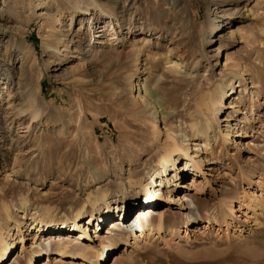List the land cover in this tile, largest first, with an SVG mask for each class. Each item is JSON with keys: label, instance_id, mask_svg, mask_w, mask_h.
I'll return each instance as SVG.
<instances>
[{"label": "rangeland", "instance_id": "obj_1", "mask_svg": "<svg viewBox=\"0 0 264 264\" xmlns=\"http://www.w3.org/2000/svg\"><path fill=\"white\" fill-rule=\"evenodd\" d=\"M72 1L0 0V81L6 69L23 76L14 106L0 82V222L15 246L7 264H264V0H119L107 4L109 19L81 15ZM54 5L67 18L48 34L64 36L58 53L43 48V25L31 22ZM104 28L114 29L116 46L89 51ZM145 82L155 98L138 112ZM221 85L215 112L206 97ZM34 90L41 117L27 131L30 113L17 112ZM195 119L203 128L211 122L207 137L193 136ZM174 142L198 170L182 171V155L175 169L157 166ZM104 171L107 205L77 220L65 212L19 258L32 243L21 198L29 216L39 204L67 207L77 191V208L89 179ZM129 175L142 181L125 191L117 182L126 186Z\"/></svg>", "mask_w": 264, "mask_h": 264}, {"label": "bare ground", "instance_id": "obj_2", "mask_svg": "<svg viewBox=\"0 0 264 264\" xmlns=\"http://www.w3.org/2000/svg\"><path fill=\"white\" fill-rule=\"evenodd\" d=\"M81 3L82 2L80 0L72 1L70 3L71 9L75 10L76 12H82L81 15H87V16H91L92 12L96 11V12H99L102 15V17L109 19V18H112L113 14H112L110 8L107 6V4L108 3H115V5H118V3H120V1L119 0H86V3L84 6L81 5ZM1 16H3V15L0 14V17ZM68 17H69V20L73 19L72 15H70ZM89 19L91 20V18H88V20ZM65 20H67V18L59 13L56 6L50 7L47 10H40V11L34 12V14L31 17V22H35L37 24L43 25L41 28L44 31V33L47 34V35H44V37L42 36V40L45 42L44 46H43V48L45 50H51V51L53 50L54 52L58 53L59 49L57 48V46L59 44L66 42V41H64V36L55 37L52 34L48 35L49 33H54L56 31L59 32L60 28H63ZM104 27L106 28L108 26H104ZM219 27H220V25H218L216 19L210 20V28H211L212 32L218 31ZM105 28L99 35L94 33V38H92V40L90 42V46H89L90 48L91 47L92 48L89 49V51L92 50V52L98 53L97 52L98 47H96V45H101L100 47L103 49L116 46L115 43L118 41V37H116L117 35L115 34V32L110 33L114 29L109 31ZM57 29H59V30H57ZM90 29H92V28H90ZM80 30L82 31L83 27H81ZM142 41L143 40H141L140 43ZM6 42L8 43L9 40H7ZM143 43H144V41H143ZM139 53H142V51L140 50ZM171 63L173 64L171 66L172 72L179 73L178 68L180 67V64L177 61H172ZM5 73L6 74L1 75L2 77H1L0 82L4 86V89L6 90L5 92H6L7 98H8L7 99L8 105L14 106V104H15L14 103L15 90H13V89H16L17 86H21L23 84V76L18 71L11 70V69H6ZM231 90H232V94L230 97L235 95V91H234L235 89L232 88ZM223 91H224V86L221 85V86H218V88L214 91L213 94H207V97L205 96L209 100V101L206 100L207 102H209L207 104L208 108H209V106H211L212 108L215 109L213 111L217 112V110L219 108L218 106L223 104L222 103ZM36 93H37V90L36 91L34 90L30 94H28L26 96V106L19 108V110L17 112V116H19V115L21 116V115H23V113L25 114L27 112L30 113V117H29L28 122H27L26 127H25V129H27V131L31 130V128L34 126V122L41 117L40 109L37 106H35V94ZM148 96H152V98L153 97L155 98L153 92L151 91V88L148 86V82H145V85L143 87V92H140V94L137 96V100H136V104H137L136 109L139 110L138 112H141L144 109H146L145 108V106H146L145 100H146V97H148ZM203 101H205V99H203ZM234 101H235V99L230 104L231 106L234 104ZM156 102L159 103L157 98H156ZM230 105H229V107H230ZM199 115H201V117H202L203 113H200ZM210 124H211L210 121H206L205 127L203 128V126L199 122V119H195L194 122L190 124V129L192 131L193 136L203 135V136L207 137V129L210 128V126H211ZM185 137L186 136H184V138ZM204 147H206V148L209 147V143H204ZM200 148L201 147H199V145H195V149H196L195 151L198 152L200 150ZM178 155L184 156V158H185L184 160H186L185 166L182 169V171L188 172V171H190L189 169H191V167L195 170L199 169V166H198L199 164L190 155L189 149H184V148L180 147L179 144H177L176 142H174V144L172 145L171 148H168L162 154L159 155L157 166L163 168L164 172L166 171L167 167H170V168L172 167L173 169H175L176 168L175 157L176 156L178 157ZM115 164H116L115 166L117 167L116 170L122 171L121 163L116 162ZM90 179L86 184V188H87L86 191L87 192L85 195V199L81 204H79L77 206V208H75V206L78 202L77 201V199H78L77 198V195H78L77 191L74 192V194L72 196L67 198V199L71 200V201H69V204H67L68 205L67 207L62 208L61 207L62 203L60 205V203L58 204L57 202L56 203L39 204L34 209H32L30 211L29 216L27 215V212H28L27 205H28L29 200L27 198H24V197L21 198L20 203L24 209L21 218L26 221V224L28 225V228L30 229L31 239H28V240L32 241V243L28 246L23 245V250H22V253L19 255V258H21L23 255H25V253L34 252V250L39 248V247H37V244L39 243L40 238L44 235L51 233V231L53 230V227H50L49 224L57 221L59 218L66 217L64 215L65 212H68V213L71 212L72 216H74L75 220H77V219H81L87 213V210L96 209L97 206L103 207V206L107 205L106 203H103V202H105L108 197L113 196L110 193L111 192L110 187L107 184V181L109 180L108 171L99 172L94 178L92 176ZM141 181L142 180L140 177H134V176L129 175L128 178L126 179V186H124V182L122 179H118L117 186L119 188H122L123 190L127 191V188L132 189L136 186H140ZM65 201L68 202V200H66V199H65ZM65 201H63V202L65 203ZM102 203H103V206H102ZM193 204L195 205L194 201H193ZM239 209H237V210L239 211ZM8 210H9V207L7 205H5L4 206V214H5L6 218H8ZM230 210L233 213V212H235L236 209L230 208ZM188 218H189L188 223H191V222L193 223L196 220V219H193V216H191V215H188ZM163 220H164V217L160 216V223H159L158 229L162 228ZM138 224L140 227V235L139 236L136 235V237H134L135 240H137V241H138V239H140L142 237V235L145 231L144 230L145 228L141 225L140 221L138 222ZM3 226H4L3 223L0 222V264H7L8 261H10L9 259H11L10 257H12L11 255L13 254L15 246L11 240H8V238H7L8 235H6V233H4ZM111 227L113 229V228H115V225H111ZM130 229H131V231H136V234H137L136 227H134V228L130 227ZM112 231H114V230H112ZM112 231H110L109 234H112ZM66 250H67L66 247H64V250L60 249L56 253V256L59 258H63V256L65 255V252L68 253V251H66ZM67 256H70V253L67 254ZM100 256H98V257H100ZM47 260L50 261L48 258H47ZM55 260L60 261V259L58 260V258H56ZM28 262L29 263H25V264H31L32 261L29 259ZM12 264H20V263L18 262L17 259H15Z\"/></svg>", "mask_w": 264, "mask_h": 264}]
</instances>
